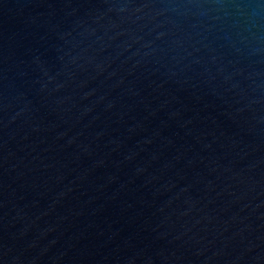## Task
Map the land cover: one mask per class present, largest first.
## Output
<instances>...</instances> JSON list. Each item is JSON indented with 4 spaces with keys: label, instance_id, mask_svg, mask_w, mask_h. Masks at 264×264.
<instances>
[{
    "label": "water",
    "instance_id": "1",
    "mask_svg": "<svg viewBox=\"0 0 264 264\" xmlns=\"http://www.w3.org/2000/svg\"><path fill=\"white\" fill-rule=\"evenodd\" d=\"M0 264H264V0H0Z\"/></svg>",
    "mask_w": 264,
    "mask_h": 264
}]
</instances>
